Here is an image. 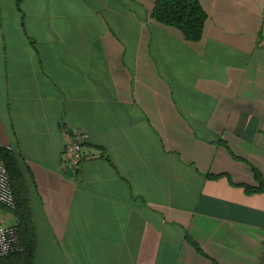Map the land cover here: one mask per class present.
Returning a JSON list of instances; mask_svg holds the SVG:
<instances>
[{
	"label": "crops",
	"instance_id": "0c3cea01",
	"mask_svg": "<svg viewBox=\"0 0 264 264\" xmlns=\"http://www.w3.org/2000/svg\"><path fill=\"white\" fill-rule=\"evenodd\" d=\"M199 1L194 42L156 0H0V140L27 165L35 264H214L188 235L264 264V191L241 186L264 182V0Z\"/></svg>",
	"mask_w": 264,
	"mask_h": 264
},
{
	"label": "trees",
	"instance_id": "16d2710c",
	"mask_svg": "<svg viewBox=\"0 0 264 264\" xmlns=\"http://www.w3.org/2000/svg\"><path fill=\"white\" fill-rule=\"evenodd\" d=\"M152 17L166 26L178 29L185 39L197 42L203 36L208 15L199 0H156ZM0 157L5 162L11 179L16 201V207L11 210L17 217L15 226L19 236V249L1 257L0 264H35V253L38 244L26 180L27 165L22 154L13 148L0 145ZM253 172L259 186L254 187L247 184H241V186H244L247 192L250 193L264 191L261 172L256 168H253ZM219 176L207 174V177L212 179ZM188 240L199 253L211 259L214 264H219L189 235Z\"/></svg>",
	"mask_w": 264,
	"mask_h": 264
},
{
	"label": "built area",
	"instance_id": "2783aa9c",
	"mask_svg": "<svg viewBox=\"0 0 264 264\" xmlns=\"http://www.w3.org/2000/svg\"><path fill=\"white\" fill-rule=\"evenodd\" d=\"M89 133L85 129H75L72 138L66 145L65 155L72 168L79 166L83 158L84 143L88 140ZM0 145L4 146L0 140ZM11 148L10 146H6ZM0 204L8 209L16 207V201L11 186V179L6 164L0 157ZM19 249V236L15 225L0 223V258Z\"/></svg>",
	"mask_w": 264,
	"mask_h": 264
}]
</instances>
